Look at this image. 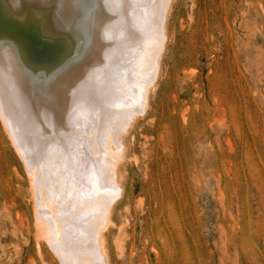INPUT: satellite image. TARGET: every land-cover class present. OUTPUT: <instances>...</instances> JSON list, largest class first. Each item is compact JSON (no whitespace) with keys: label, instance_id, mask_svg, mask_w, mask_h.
Here are the masks:
<instances>
[{"label":"rangeland","instance_id":"1","mask_svg":"<svg viewBox=\"0 0 264 264\" xmlns=\"http://www.w3.org/2000/svg\"><path fill=\"white\" fill-rule=\"evenodd\" d=\"M23 1L13 6L22 15L19 30H30L27 16L39 15L42 23L54 20L46 23L50 29L57 24L56 38L71 32L77 40L64 57L70 72L62 70L64 61L38 70L17 43L26 51L32 119L58 132L66 112L60 83L73 79L67 82L73 98L116 61L114 49L98 42L99 24L113 12L103 0L89 35L82 1ZM0 13L8 19L2 6ZM167 28L151 108L124 136L123 194L105 234L108 264H264V0H174ZM57 159L61 167L45 187L64 227L80 209L71 212L67 190H60L68 170ZM31 190L0 121V264H63L37 234Z\"/></svg>","mask_w":264,"mask_h":264},{"label":"bare ground","instance_id":"2","mask_svg":"<svg viewBox=\"0 0 264 264\" xmlns=\"http://www.w3.org/2000/svg\"><path fill=\"white\" fill-rule=\"evenodd\" d=\"M80 1L83 27L86 34L92 35L94 26L98 27L94 18L103 12V0H77ZM23 2L0 0L2 14L8 18H0V26H6L0 30V121L30 176L38 236L65 264H108L105 234L114 224L113 207L123 194L121 166L127 151L124 136L150 107V94L161 75V60L169 37L168 17L174 0H108L113 17L99 24L102 27L98 42L114 49L116 61L107 66L106 75L99 74V82L86 84L73 98L68 97L72 89L67 83L73 79L64 76L66 78L59 87L66 112L58 132L51 131L52 125L46 129L32 119L28 109L30 91L26 82L24 51L29 55L27 61L43 70L47 65L52 68L64 61L66 54L72 52L71 44L77 40L71 39V32L70 35L65 32L68 35L63 33V39L57 34L61 40L57 44L56 33H51L56 31L57 24L50 29L52 18L51 22L45 21L47 25L37 20L39 15L36 20L32 18L36 23L28 15V21L34 23L29 22L32 28L19 30L20 24L18 26L16 22L20 15L15 14L13 6ZM36 12L33 10L32 15ZM52 23L54 26V20ZM58 27L62 33L61 26ZM14 29L18 34L21 31L22 35L18 36L21 38L12 33ZM17 43L25 50H21ZM67 62L64 61L62 70H70ZM49 108L45 105V114ZM56 158L68 170L64 177L65 187L60 189L67 190L66 198L70 197L73 205L68 202L66 209L69 206H72L71 212L80 209L73 222L64 227L57 216L55 202H47L45 187L46 177L53 173V168L61 167L54 163Z\"/></svg>","mask_w":264,"mask_h":264}]
</instances>
